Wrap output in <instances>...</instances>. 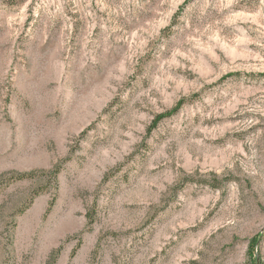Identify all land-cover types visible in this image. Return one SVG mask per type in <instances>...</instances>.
<instances>
[{
	"label": "rangeland",
	"instance_id": "1",
	"mask_svg": "<svg viewBox=\"0 0 264 264\" xmlns=\"http://www.w3.org/2000/svg\"><path fill=\"white\" fill-rule=\"evenodd\" d=\"M55 251L264 264V0H0V264Z\"/></svg>",
	"mask_w": 264,
	"mask_h": 264
},
{
	"label": "trees",
	"instance_id": "2",
	"mask_svg": "<svg viewBox=\"0 0 264 264\" xmlns=\"http://www.w3.org/2000/svg\"><path fill=\"white\" fill-rule=\"evenodd\" d=\"M162 119H164L163 117H158L155 119V121L153 122L152 126L155 127ZM30 176V175H29ZM28 175H22L19 177L20 180L28 178ZM60 252L55 251L51 254V256L49 257V261L47 262V264H53L57 261L58 255Z\"/></svg>",
	"mask_w": 264,
	"mask_h": 264
}]
</instances>
